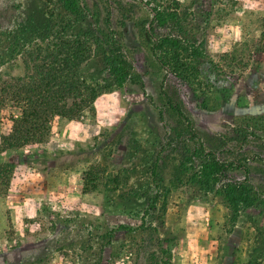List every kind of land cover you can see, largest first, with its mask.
Wrapping results in <instances>:
<instances>
[{"label":"rangeland","instance_id":"obj_1","mask_svg":"<svg viewBox=\"0 0 264 264\" xmlns=\"http://www.w3.org/2000/svg\"><path fill=\"white\" fill-rule=\"evenodd\" d=\"M263 19L264 0H0V71L22 73L13 48L68 22L89 72L112 80L113 40L134 80L0 151V264H264Z\"/></svg>","mask_w":264,"mask_h":264},{"label":"trees","instance_id":"obj_2","mask_svg":"<svg viewBox=\"0 0 264 264\" xmlns=\"http://www.w3.org/2000/svg\"><path fill=\"white\" fill-rule=\"evenodd\" d=\"M68 25V22L59 24L47 36L28 40L9 54L12 64L21 65L22 73L0 71V110L8 107L10 120L8 132L0 136V151L43 142L51 117L72 119L83 111L91 113L93 102L101 93L110 91L126 79L134 82L127 57L113 40L111 44L115 49H111V56L105 60L112 80L98 78L89 72L86 64L93 56L91 43L82 37L66 34L64 31ZM260 51L264 54V19L261 22ZM163 95L168 109L185 121L189 136L197 138L179 105L164 92ZM199 151L204 153L201 146ZM204 156L209 167L217 171H249L245 162L220 161L211 150H206ZM256 158L264 161L261 156ZM12 167L11 160L5 161L0 164V173ZM229 189L234 192L235 186ZM244 192L241 187L239 195L246 198Z\"/></svg>","mask_w":264,"mask_h":264}]
</instances>
